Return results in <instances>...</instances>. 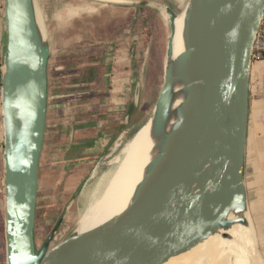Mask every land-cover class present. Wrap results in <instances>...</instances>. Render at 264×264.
Segmentation results:
<instances>
[{"label": "water", "instance_id": "95a60500", "mask_svg": "<svg viewBox=\"0 0 264 264\" xmlns=\"http://www.w3.org/2000/svg\"><path fill=\"white\" fill-rule=\"evenodd\" d=\"M99 1L138 5L137 0ZM167 1L151 4L164 14L169 36L177 16L184 15L187 48L173 68L167 61L172 53L168 36L163 83L151 114L155 124L160 126L167 119L174 82L189 79L167 149L123 214L48 256L53 236L37 251L35 226L50 50L41 41L33 1L3 0L1 115L7 264H164L214 229L230 227L233 222L226 216L231 210L245 215L236 223L251 227L244 184L248 87L264 0H188L178 13ZM137 80L114 139L131 127L139 111ZM74 134L71 123L67 151Z\"/></svg>", "mask_w": 264, "mask_h": 264}, {"label": "rangeland", "instance_id": "374dc122", "mask_svg": "<svg viewBox=\"0 0 264 264\" xmlns=\"http://www.w3.org/2000/svg\"><path fill=\"white\" fill-rule=\"evenodd\" d=\"M155 1L161 2L162 0H137L138 5H120L99 0H35L37 17L45 31V44L50 50L48 65L50 98L48 107H50L39 173L35 226L37 251L42 248L48 237L53 236V239L55 238L64 223L65 231L67 229L70 231L61 233L57 242L74 233L79 214L77 211L74 212V209L77 207L79 209L85 203L88 191L92 186L90 178L95 171H97V177L105 171L110 153L116 143L117 145L120 144L118 140L121 139H114V136L110 137L111 139L103 138L94 150H88L89 147L83 148L81 146L82 150L78 149L77 152H74L70 149V152L66 153L71 123L68 125V116H64V114H68L67 111H69L70 117L73 108L66 104V108L70 110L61 112V115L58 112V114L55 113L52 97L57 90L56 78L59 75L62 76L63 69L61 70V68L67 65L83 66V63H86L83 54L86 50L89 52L91 45L101 44L116 47L122 43L127 45V41L131 37L138 38V40H134V45L140 55L137 65V79H139L141 86V96L138 102L139 111L134 117L132 125L142 118V121H139L141 124H139L138 129L143 127L152 114L163 83L167 38L170 34L164 14L161 10L152 7L151 2ZM163 1L164 3L168 2L167 0ZM187 1L170 0L173 12L181 11ZM2 15L3 0H0V37L3 29ZM90 62L88 61L86 65L91 69L90 66L93 63ZM88 85L86 84L82 88L90 90ZM79 89L81 88L77 90ZM112 130L110 127L109 133H112ZM3 142L0 92V264H7L4 225ZM248 211V220L254 235L252 253L255 260L257 258L255 264H264L256 215L250 208ZM75 217L76 219H74ZM60 220H62L61 225L52 235ZM52 241L49 247L54 245ZM231 254L232 252L228 251L227 256L230 261L233 259V254Z\"/></svg>", "mask_w": 264, "mask_h": 264}, {"label": "crops", "instance_id": "0c3cea01", "mask_svg": "<svg viewBox=\"0 0 264 264\" xmlns=\"http://www.w3.org/2000/svg\"><path fill=\"white\" fill-rule=\"evenodd\" d=\"M134 40L138 38L131 37L127 45L122 43L116 47L91 45L89 52L86 50L83 54L86 60L83 66L67 65L61 68L63 73L56 78L57 90L52 99L54 111L59 115L70 110L66 104L73 108L70 117L69 111L64 116H68V125L73 123L75 128L71 147L74 152L82 150V147L96 149L103 138L115 136L120 127L129 109L137 80L140 55ZM88 61L93 63L91 69L86 65ZM86 84H89L90 90L82 88ZM49 99L48 94V105ZM141 119L131 125L122 137L135 131ZM110 127L112 133H109ZM65 152L69 153L70 150L66 148ZM244 184L249 208L256 215L260 249L264 258V59L260 62L251 61L249 70Z\"/></svg>", "mask_w": 264, "mask_h": 264}, {"label": "bare ground", "instance_id": "6f19581e", "mask_svg": "<svg viewBox=\"0 0 264 264\" xmlns=\"http://www.w3.org/2000/svg\"><path fill=\"white\" fill-rule=\"evenodd\" d=\"M32 1L35 6V0ZM37 27L44 43L45 31L38 17ZM183 33L184 15H179L174 22V33L169 36L172 53L167 61L173 68L177 67L179 56L187 48ZM188 81L185 77L183 81L174 82L173 97L164 123L158 126L151 116L143 127H137L118 140L120 144L116 143L111 151L105 171L99 177L95 171L90 178L92 186L85 203L79 209H74V212L79 213L74 233L57 242L59 235L65 231V223L62 224L52 241L54 245L48 248V256L72 239L87 236L100 229L131 206L141 183L167 149L171 133L180 118V107L185 98L184 88ZM244 216L235 210L229 211L226 219L233 222L230 227L214 229L208 237L164 264H255L257 258L255 260L252 253L253 230L250 226L236 223L238 218ZM222 234H226L228 239H222ZM228 251L233 254L232 261L228 259Z\"/></svg>", "mask_w": 264, "mask_h": 264}, {"label": "built area", "instance_id": "2783aa9c", "mask_svg": "<svg viewBox=\"0 0 264 264\" xmlns=\"http://www.w3.org/2000/svg\"><path fill=\"white\" fill-rule=\"evenodd\" d=\"M263 59H264V15L254 39L251 61L260 62ZM2 71H3V65H2V53H1V43H0V92L2 87Z\"/></svg>", "mask_w": 264, "mask_h": 264}]
</instances>
